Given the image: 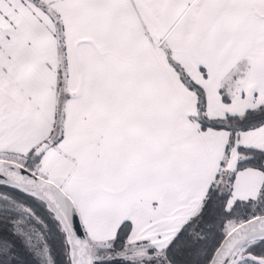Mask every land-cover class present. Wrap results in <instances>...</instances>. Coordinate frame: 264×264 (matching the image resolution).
Instances as JSON below:
<instances>
[{
    "label": "snow or ice",
    "instance_id": "snow-or-ice-1",
    "mask_svg": "<svg viewBox=\"0 0 264 264\" xmlns=\"http://www.w3.org/2000/svg\"><path fill=\"white\" fill-rule=\"evenodd\" d=\"M0 264H264V0H0Z\"/></svg>",
    "mask_w": 264,
    "mask_h": 264
}]
</instances>
